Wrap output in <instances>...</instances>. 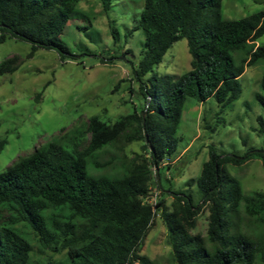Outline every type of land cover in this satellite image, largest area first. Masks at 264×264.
<instances>
[{
	"label": "trees",
	"instance_id": "1",
	"mask_svg": "<svg viewBox=\"0 0 264 264\" xmlns=\"http://www.w3.org/2000/svg\"><path fill=\"white\" fill-rule=\"evenodd\" d=\"M80 1L0 0V43L8 38L27 42L30 58L40 49L54 50L61 58L70 55L61 35ZM100 1L108 13L111 0ZM222 5L223 0H144L136 29H143L147 39L133 69L144 106L114 123L91 118L72 136L49 142L0 172V264H43L32 260L34 246L22 234L23 227L33 231L38 254L65 250L70 264H154L142 250L158 212L167 230L171 264H255L257 255L264 264V234L243 231V223L264 227V191L246 195L228 171V165L240 166L252 158L264 168V152L240 158L222 156L210 147L201 176L188 182L199 188L201 203L194 204L190 193L171 190L170 207L163 198L160 170L177 151L187 100L214 98L223 111L241 94L239 78L246 68L264 61V45L256 44L264 36V12L225 20ZM183 39L191 69L181 76L158 75L155 69L169 48ZM17 62L18 57L5 60L0 73L15 72ZM256 98L264 107V96ZM257 123L264 137V117ZM135 142L143 143L142 153L118 171L88 174L90 162L99 169L117 162L116 157L96 161L106 148L124 149ZM6 145V139L0 140V151ZM153 189L160 197L151 203L147 200ZM205 210L207 235L193 234Z\"/></svg>",
	"mask_w": 264,
	"mask_h": 264
},
{
	"label": "rangeland",
	"instance_id": "2",
	"mask_svg": "<svg viewBox=\"0 0 264 264\" xmlns=\"http://www.w3.org/2000/svg\"><path fill=\"white\" fill-rule=\"evenodd\" d=\"M111 4L106 13L100 0L78 3L61 35L71 53L64 58L47 49L38 50L30 58V44L13 38L0 43V64L18 57L15 72L0 73V140H7L0 151V172L35 149L73 133L91 118L114 123L144 106L140 83L133 72L143 56L147 39L143 29H136L144 0H111ZM260 12H264V0H223L225 20H239ZM256 44L264 45V36ZM234 57L239 63V56ZM191 61L187 40L183 39L169 48L155 72L181 76L191 69ZM263 77L264 61L247 67L239 78L241 94L223 111L214 98L205 102L187 100L176 134L177 151L160 170L163 198L169 207L173 202L170 190L190 193L194 204L201 203L199 188L196 184L189 186L188 182L201 176L203 165L210 157V147L222 156L240 158L252 151H264V137L257 131V118L264 117V107L256 98L259 93L264 96ZM142 145L135 142L124 149L106 148L96 161L101 163L116 157L117 162L104 169L90 162L88 174L95 177L115 173L124 162L142 153ZM228 171L241 183L246 195L264 191V168L258 158L240 166L228 165ZM117 173L122 175L124 171ZM156 196L159 199L160 193L153 189L147 201H154ZM208 216L206 210L199 215L193 234L207 235ZM243 231L258 236L264 234V227L243 223ZM22 234L34 246L33 261L70 264L67 251L40 255L33 231L23 227ZM166 238L167 230L158 212L142 254L154 264H171ZM255 264H263L259 255Z\"/></svg>",
	"mask_w": 264,
	"mask_h": 264
},
{
	"label": "water",
	"instance_id": "3",
	"mask_svg": "<svg viewBox=\"0 0 264 264\" xmlns=\"http://www.w3.org/2000/svg\"><path fill=\"white\" fill-rule=\"evenodd\" d=\"M145 115H146V110L143 112V118H145ZM262 152H264V151H262Z\"/></svg>",
	"mask_w": 264,
	"mask_h": 264
},
{
	"label": "built area",
	"instance_id": "4",
	"mask_svg": "<svg viewBox=\"0 0 264 264\" xmlns=\"http://www.w3.org/2000/svg\"><path fill=\"white\" fill-rule=\"evenodd\" d=\"M155 202V200L154 201H152L151 203H154Z\"/></svg>",
	"mask_w": 264,
	"mask_h": 264
}]
</instances>
